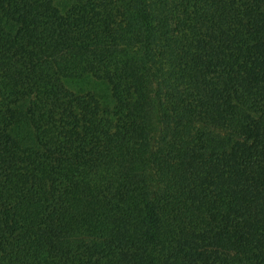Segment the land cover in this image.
<instances>
[{"label":"trees","instance_id":"trees-1","mask_svg":"<svg viewBox=\"0 0 264 264\" xmlns=\"http://www.w3.org/2000/svg\"><path fill=\"white\" fill-rule=\"evenodd\" d=\"M0 264H264V0H0Z\"/></svg>","mask_w":264,"mask_h":264}]
</instances>
